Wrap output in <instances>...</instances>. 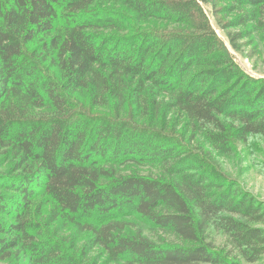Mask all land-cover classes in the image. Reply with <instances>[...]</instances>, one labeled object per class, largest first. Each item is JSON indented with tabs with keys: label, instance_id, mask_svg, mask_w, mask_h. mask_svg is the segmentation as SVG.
Wrapping results in <instances>:
<instances>
[{
	"label": "trees",
	"instance_id": "1",
	"mask_svg": "<svg viewBox=\"0 0 264 264\" xmlns=\"http://www.w3.org/2000/svg\"><path fill=\"white\" fill-rule=\"evenodd\" d=\"M219 1L264 26V0H0V259L264 260V206L216 158L264 140V81L213 29L202 3ZM45 202L80 248L40 227Z\"/></svg>",
	"mask_w": 264,
	"mask_h": 264
},
{
	"label": "rangeland",
	"instance_id": "2",
	"mask_svg": "<svg viewBox=\"0 0 264 264\" xmlns=\"http://www.w3.org/2000/svg\"><path fill=\"white\" fill-rule=\"evenodd\" d=\"M228 5L224 1L215 2V4L202 3L213 29L233 55L235 62L246 75L257 81H264V26L256 22L243 25L238 24L235 18L240 15L242 10H236L237 12L231 11L227 8ZM142 26L155 28L162 27L163 24L152 20L142 24ZM171 27L169 26L168 29H171ZM128 31L126 30V32ZM238 33L242 34L241 37L233 41L232 36ZM232 147L230 153L217 155L216 158L224 171L238 180L240 184L238 189L251 193L264 206V140L250 138L245 143L235 140ZM7 168V165L3 166L0 164V175L4 174ZM135 168H138L143 173L156 172V168L149 165H136ZM1 191L2 189L0 188ZM51 210L52 205L47 202L41 206L40 215L42 222L40 227L44 230L52 231L60 238L73 240L80 248L86 235L78 232L77 227L66 218H62L61 216L54 218ZM118 215L121 219L131 221L133 227L138 226L143 228L144 232L155 240L164 239L172 241L169 234L160 233L157 228L138 220L136 214L129 208ZM86 220L91 221L90 219L83 221L86 222ZM98 254L100 252L96 251L92 255L96 256ZM101 261H103V258ZM0 264H13V257L0 259ZM259 264H264V260Z\"/></svg>",
	"mask_w": 264,
	"mask_h": 264
}]
</instances>
